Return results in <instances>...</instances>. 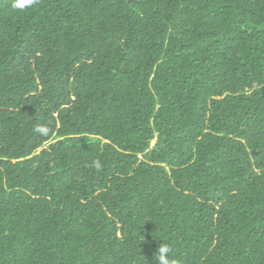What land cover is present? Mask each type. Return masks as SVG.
I'll list each match as a JSON object with an SVG mask.
<instances>
[{"label":"trees","instance_id":"trees-1","mask_svg":"<svg viewBox=\"0 0 264 264\" xmlns=\"http://www.w3.org/2000/svg\"><path fill=\"white\" fill-rule=\"evenodd\" d=\"M162 244L264 264V0H0V264Z\"/></svg>","mask_w":264,"mask_h":264},{"label":"clouds","instance_id":"clouds-1","mask_svg":"<svg viewBox=\"0 0 264 264\" xmlns=\"http://www.w3.org/2000/svg\"><path fill=\"white\" fill-rule=\"evenodd\" d=\"M171 249L165 244H162L158 247L157 251L154 254L155 264H176L170 258Z\"/></svg>","mask_w":264,"mask_h":264},{"label":"rangeland","instance_id":"rangeland-1","mask_svg":"<svg viewBox=\"0 0 264 264\" xmlns=\"http://www.w3.org/2000/svg\"><path fill=\"white\" fill-rule=\"evenodd\" d=\"M154 142H155V140H152V141H151V146L154 144Z\"/></svg>","mask_w":264,"mask_h":264}]
</instances>
